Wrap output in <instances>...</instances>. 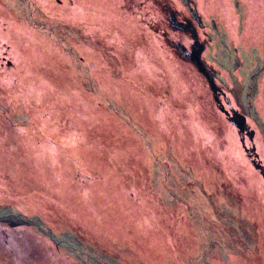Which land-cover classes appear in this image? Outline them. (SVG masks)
Masks as SVG:
<instances>
[{
	"label": "rangeland",
	"instance_id": "rangeland-1",
	"mask_svg": "<svg viewBox=\"0 0 264 264\" xmlns=\"http://www.w3.org/2000/svg\"><path fill=\"white\" fill-rule=\"evenodd\" d=\"M160 1L195 25L223 111L156 38L168 29L141 22H159ZM251 1L0 0V264L10 235L35 258L50 246L49 264H264V0ZM188 32L174 36L194 52Z\"/></svg>",
	"mask_w": 264,
	"mask_h": 264
},
{
	"label": "bare ground",
	"instance_id": "bare-ground-1",
	"mask_svg": "<svg viewBox=\"0 0 264 264\" xmlns=\"http://www.w3.org/2000/svg\"><path fill=\"white\" fill-rule=\"evenodd\" d=\"M251 1V0H250ZM252 2V1H251ZM81 11L85 12V13H90L91 9L89 7H81ZM256 12H260V13H264V8H259L258 11L256 10ZM19 25V24H16ZM26 29V26L24 28L21 27V25L19 27H17V29H15V33L13 31V34L18 35L17 33H22V31H24ZM8 35L9 32H7ZM2 36V35H1ZM170 46V45H168ZM48 49H50V46H47ZM25 55V54H24ZM23 55V56H24ZM22 56V57H23ZM32 78V77H31ZM30 80V79H29ZM31 82H34V84L32 86H30L31 91H38V87H37V82L39 80H35V79H31ZM75 96H78V93H74ZM262 109L264 111V102L261 103ZM154 123L158 124L160 126H162L164 129H166V127H169V113L166 110H162L161 108H155L154 109ZM39 240V238H35L34 242H37ZM41 243H44L45 245H48V242L45 239H40ZM35 248H34V244L33 242H31L29 240L28 237L24 236V235H19V236H14V235H10L9 240L7 242L6 248H5V253H7L6 255L13 264H44L46 262V264L51 263V261L53 259L58 258V253L56 251H54L52 248H50V246H47L46 251H45V256L46 258H35V255H37V252H35ZM60 261V259H59ZM58 260L53 261L52 263H56L59 262Z\"/></svg>",
	"mask_w": 264,
	"mask_h": 264
},
{
	"label": "flooded vegetation",
	"instance_id": "flooded-vegetation-1",
	"mask_svg": "<svg viewBox=\"0 0 264 264\" xmlns=\"http://www.w3.org/2000/svg\"><path fill=\"white\" fill-rule=\"evenodd\" d=\"M159 5H160V9H162V13L160 14V18H162L165 22H158L155 23L153 22V24L156 26V28H161L162 26H164V30L166 28L167 32H166V40L170 39L169 37H172L175 41H181V37L179 36V38L177 39V36H174L175 34H178V32L182 33V31H189L188 34L196 39V46L200 47H204L202 44H205L204 42L200 43V37L197 33V30L195 28V25L192 24V22L190 20H188L187 18L189 17H186L185 15H182V14H179L178 12H175L173 9L170 8V6L168 4H165L163 2H159ZM164 7H166L164 9ZM175 15H178L179 17H176ZM182 15V16H181ZM172 20V22H171ZM188 20V21H187ZM187 21V22H185ZM141 22H143L144 25L145 24V19H142ZM148 25V23H147ZM172 39V40H173ZM192 41V40H191ZM184 43V42H183ZM193 43H195V41L192 42V45L191 47L194 45ZM167 44L169 45V43L167 42ZM186 45V42L184 43ZM191 42L189 41V46H190ZM187 46V45H186ZM189 49V48H188ZM184 62H188V63H191L189 61H186L184 59H182ZM182 62V63H184ZM227 95V94H226ZM225 94H221L220 92H218L215 96H216V100L217 102H219V107L221 108V111L224 110L225 107V103H227L226 101H230L229 100V96L228 98L226 97ZM232 111V108L231 105H228ZM223 108V109H222ZM228 109V108H227ZM226 110V109H225ZM227 111V110H226ZM231 117V113L227 116L228 118V121L230 120L229 118ZM232 121L235 120L234 122H237L236 120H238L236 117H234L233 119H231ZM249 129V128H248ZM248 131V130H247ZM246 131V133H247Z\"/></svg>",
	"mask_w": 264,
	"mask_h": 264
},
{
	"label": "water",
	"instance_id": "water-1",
	"mask_svg": "<svg viewBox=\"0 0 264 264\" xmlns=\"http://www.w3.org/2000/svg\"><path fill=\"white\" fill-rule=\"evenodd\" d=\"M153 22L157 23V21H155L153 19L145 20V23L146 24L148 23L149 28L154 29V30L156 29L159 32L160 29L159 28L157 29L156 26L153 24ZM162 28H164V27H162ZM160 35H162V33ZM163 35H165V33H163ZM162 38L164 39L163 40L164 42L169 43L171 49L177 55H180V56L184 57V60L193 63L196 66V68L205 75L209 87L212 88V90H214L215 94H217L219 91V87L216 84L214 74L209 68H207V65L205 64V62L201 58V55L204 51V47H202V46L198 47L197 46L194 52H190L188 47L182 41H175L172 39L166 40V38L163 36H162ZM235 114H236L237 119H238V121L235 123H238V125L241 128H243V127H246L247 129L250 128V124L248 123L245 116H242L237 111H235Z\"/></svg>",
	"mask_w": 264,
	"mask_h": 264
},
{
	"label": "trees",
	"instance_id": "trees-1",
	"mask_svg": "<svg viewBox=\"0 0 264 264\" xmlns=\"http://www.w3.org/2000/svg\"><path fill=\"white\" fill-rule=\"evenodd\" d=\"M125 7H127V6H123V7H121L122 9H125ZM129 8V7H128ZM131 8H132V6H131ZM130 9V8H129ZM126 10V9H125ZM155 21H157V20H155ZM165 22L162 18H160V20H159V22ZM171 22H172V20H171ZM151 29V28H150ZM153 32H155V35L156 36H158V35H160V33L155 29H151ZM157 39H159L160 41H163L164 39L162 38V37H160V36H158V37H156ZM167 44H165V46H164V49L166 50V48H167V46H166ZM171 48V47H170ZM167 51V50H166ZM168 52V51H167ZM169 52H172V55L173 56H175L176 58H177V54L174 52V51H172V49H169ZM179 59V58H178ZM180 60V59H179ZM182 62H184L183 60H180V63H182ZM183 64H187V65H190L191 63H188V62H184ZM181 69V68H180Z\"/></svg>",
	"mask_w": 264,
	"mask_h": 264
}]
</instances>
